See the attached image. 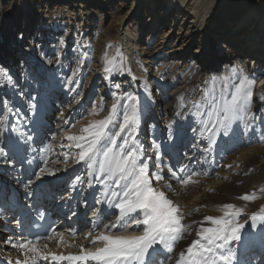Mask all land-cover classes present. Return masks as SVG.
Listing matches in <instances>:
<instances>
[{
    "label": "bare ground",
    "instance_id": "1",
    "mask_svg": "<svg viewBox=\"0 0 264 264\" xmlns=\"http://www.w3.org/2000/svg\"><path fill=\"white\" fill-rule=\"evenodd\" d=\"M66 1L69 4L72 0ZM190 1L192 5L196 4L194 13L186 22L190 31L183 32L178 28L179 19L176 20L174 17L178 9L183 8L181 0H133L131 9L136 5L135 11L131 12L130 9L122 20L130 14L126 18L130 21L141 2L150 13L152 10L155 12L157 6H161V11H164L162 15L153 14L154 17L152 16L148 23L147 37L143 41L135 35L137 25L131 27L127 20L121 25L123 57L118 80L123 84L122 86L130 87L129 83L133 86L138 84L141 96L137 99V105L141 118L136 129L129 128L120 133L116 138L117 145H123L124 139H127L126 148L138 149L139 139L145 142L143 147L145 151L138 150V162L147 164L151 162L150 172H155L156 164H160L165 181L170 183L172 188H164V181L159 184L154 182V186L165 191L167 197L180 206L185 217L182 223L187 228L184 239L175 244L174 251L165 254L171 259L166 260L164 264H174L179 253L185 250L192 240L198 238L195 235L198 229L201 226L211 227V223L204 218L223 215L224 204L231 203L244 210V214L239 217L240 223L249 220L250 215L258 211L257 208H255L257 211L253 210L254 212L248 210L254 200L245 201L239 197L253 193L257 188L259 182L250 183L247 180L249 177L250 180H256L264 174V84H262L264 82V61H262L264 60V2L231 0V4L235 6L232 10L230 8L228 11H223L222 7L229 4L227 0ZM199 2L201 5L198 7ZM27 7L26 1L23 8L27 9ZM8 9L9 6L0 5V33L3 32L10 18ZM68 13L69 11L66 14ZM216 14L221 18L225 17V20H231V24L221 25L217 18L211 26H208ZM26 16L24 31L33 17L31 12H27ZM250 19L258 20V26L246 30L245 28L250 26L247 25ZM181 21H184V17ZM8 26L11 28V25ZM207 28L212 29L213 35L217 37L216 41L219 42L221 49L220 57L213 48L212 37L202 33L208 30ZM176 29H178L177 40L174 39ZM193 30L194 34L191 35ZM27 34H29L28 29ZM197 36L201 37L200 43L194 49L193 44ZM136 37L141 40V44L144 42L139 50H136L139 42H135ZM2 38L3 34L0 35V63L3 65L0 71L7 75H0V147H3L6 153L0 156V213L3 214L2 209L6 207L5 213L8 215L6 218H13L12 206L15 204L43 208L47 203H51L59 207L57 212L66 216L68 222L71 219V224L65 230L64 241L58 243V237H55L47 243V248L41 246V250L45 254H79V245H84L86 248L93 247L89 240L83 238V234L89 231L95 234L102 230L96 227L92 211L105 210L108 213L105 223L115 219L114 214H118V210L108 208L107 201L112 199L111 192H119L120 188L99 173L97 163L93 162L92 168H89L85 162L75 163L73 158L80 149L76 147L77 141L66 138L70 133L65 130V123L68 120L64 117L65 113L63 115L60 113L56 121L55 118H50L59 108L70 107L69 104H65L67 100L63 99V96L67 97L66 87L59 90L60 84L57 83L62 80V75H68L71 71L66 72L64 67L61 68V63L56 62L59 73L57 74L56 71L54 78L57 79L52 80L53 71L50 69L46 72L44 67L47 66V62L44 61L43 66L41 63L43 60L38 59L34 54L35 48H32L34 50L32 57H27V54L22 55V58L26 57V67H31L34 74L19 71L16 67L17 59L14 58L17 53L9 49L15 38L12 41L6 38L4 42ZM252 47L255 51H251ZM150 48L153 50L152 56L147 57L145 54ZM249 52L259 55H250ZM136 53H139L141 63L151 66L155 74L147 75L140 69V64L135 66L133 57ZM161 59L167 66L173 63L172 70L167 76L160 73L163 68L158 67L159 64L154 65ZM233 68L237 69L236 75L231 73ZM255 69L256 72L253 71ZM240 70L249 77H255L256 82L261 81V85L253 90L257 95L253 94L251 97V109L247 114L241 113L240 119L232 123L228 135L223 134L224 128L219 124L213 127L209 123L206 129L204 122L208 120L207 114L214 107V103H208V100L212 99L208 93L213 89V80H215L216 99H220V89L223 88L221 78L229 77L225 96L230 99L234 90L232 85L239 83ZM19 72L21 75L18 74ZM168 78L177 80L178 84L172 87ZM117 92L121 96L118 100L116 96L114 101L118 103V109L105 129V138L102 141V144L108 147H111L108 137L120 131L118 125L123 122L125 109L131 103L126 98V89ZM205 96L207 100L199 109L204 115H200L194 107V102L201 101ZM181 97H183V106H181ZM110 109L111 107L106 116ZM147 110L157 112L152 114L150 125L144 126L142 122ZM184 110L186 112L182 113ZM169 122H172L171 138H169ZM157 125L165 128L164 131L167 130L162 141L157 140L158 133H161L160 130L158 132ZM253 129L256 130L254 133L251 131ZM77 132H74L73 136L87 135L83 131ZM255 133L259 140L254 138ZM153 141L160 145L158 152L152 148ZM79 143L85 144V141ZM101 158V155L97 154L95 160ZM44 168L54 174L41 175L40 170ZM182 168L183 172L180 171ZM169 169L175 172L178 178L186 179L191 176L194 183L184 185L180 179H173ZM105 191L108 192L107 196L103 195ZM95 194L98 196L97 200L104 203L98 204L97 200L94 201ZM256 197L255 200L259 198ZM87 199L88 201L85 202ZM70 200H72L71 205ZM196 209L198 211H195ZM84 212L88 214L81 218ZM13 221L12 224L10 223L11 226H16L17 221ZM250 224L249 220L242 230L244 234L242 245L236 244L235 249L241 264H264V230H262L264 224L258 221L255 229H252ZM1 229L5 230L0 222ZM77 229H81L82 233L77 238H73L70 232H76ZM110 231L116 232L117 229ZM4 232L11 233L9 230ZM7 239V235H0V243L3 246L0 248V253L19 256L20 249L13 247L17 241H7ZM92 262L87 261L86 264ZM37 264H74V262L52 261L49 258L46 261L38 259ZM75 264H85V262H75Z\"/></svg>",
    "mask_w": 264,
    "mask_h": 264
},
{
    "label": "snow or ice",
    "instance_id": "2",
    "mask_svg": "<svg viewBox=\"0 0 264 264\" xmlns=\"http://www.w3.org/2000/svg\"><path fill=\"white\" fill-rule=\"evenodd\" d=\"M105 71L110 72L111 68H106ZM231 73L236 75L237 69L233 68ZM0 75L6 76L7 74L0 71ZM8 79L10 80V77ZM228 80L227 76L221 78L223 88L220 89V99H216L215 80H213V89L208 93L212 99L208 100V103H214V107L207 114L208 120L204 122L206 129L209 123L213 127L219 124L224 128V135L229 134L232 123L240 119L241 113L249 112L256 83L255 77H249L243 73V70H240L239 83L232 85L234 90L229 99L225 96L229 86ZM115 87L120 88V85L116 84ZM126 98L131 103L125 109L123 122L118 125L120 131L108 137L111 147L102 144V141L105 138V129L117 112V102L111 105L107 116L89 123L82 129L87 134L86 136H66L68 140L77 141L76 147L80 149L76 157L73 158L75 163L85 162L89 168L93 167V162L97 163L99 173L113 181L117 188H120L119 192L112 191V199L107 201L108 208L118 210V214H114L115 219L105 223L104 220L108 215L105 210L92 211L96 227L102 230L95 234L92 231L84 233L83 238L89 240L93 248L79 245V254L75 255L45 254L39 246V239L14 244L13 247L19 248L24 257L23 260L18 259L16 264H29V261L31 264H37L38 259L46 261L49 258L52 261H71L74 264L75 262H85L86 264L87 261H94L95 264H164L166 260L171 259L165 254L172 253L175 244L184 239L187 232V228L182 223L185 218L184 213L178 204L167 197L165 191L154 186V182L159 184L164 181V188H172V185L165 181L160 164H156L155 172H150L147 163L138 162V149L125 147L128 145L127 139H124L123 145H117L116 138L120 136V133L129 128L136 129L141 118L137 97L128 94ZM205 100H207V96L199 102H194V107L200 115H204L199 112V109ZM180 101L183 106V97L180 98ZM94 114L98 113L94 110ZM171 128L172 122H169V138L173 134ZM79 141H85V144H81ZM152 148L158 152L160 145L153 141ZM97 154L102 157L98 161L95 160ZM4 155H6L5 150L0 147V156ZM180 171L183 172L184 169L182 168ZM40 172L41 175L54 174L47 168L41 169ZM169 172L173 179H180L184 185L194 183L191 176L186 179L178 178L171 169ZM39 178L38 176L37 179ZM103 195L107 196L108 192L105 191ZM256 198L255 193H246L239 197L245 201H252ZM97 203L102 204L104 201L97 200ZM222 208L223 215L204 218L211 223V227L201 226L195 233L198 238L192 240L191 244L179 253L174 264H241L235 245H242L244 235L242 230L249 220L252 229L257 227L258 221L264 224V206L252 213L249 220L244 223L239 222V217L244 214L242 208L231 203L224 204ZM110 229H117V231L112 232ZM129 229H133V231H129ZM71 235L76 238V232L73 231ZM55 236L58 237V243L64 241L63 232L55 233ZM46 238L51 240L53 237ZM97 244L100 246H96ZM42 247L47 248L48 245L44 244Z\"/></svg>",
    "mask_w": 264,
    "mask_h": 264
},
{
    "label": "rangeland",
    "instance_id": "3",
    "mask_svg": "<svg viewBox=\"0 0 264 264\" xmlns=\"http://www.w3.org/2000/svg\"><path fill=\"white\" fill-rule=\"evenodd\" d=\"M26 1L28 6L27 9L23 8L24 2ZM78 1L80 2L78 3ZM260 1L264 2V0ZM67 2L68 1L66 0H1L0 5L9 6L8 11L10 12V18L0 35L3 34V42L6 38L11 41L15 38V42L9 49L13 52L15 50V53H17V56L14 58L17 59L16 67L19 71H26V74L29 72L33 73L31 67H26V57L22 58V55L24 54H27V57H32V53H34L32 48H35V56H37L38 59L43 60L41 62L43 66V62H47V66L44 67L46 72L50 69L53 71L52 80L55 81L57 79L54 78L56 77L54 73L56 71L57 74L59 73L56 62H60L61 68H65L66 72L71 71L68 75H62V80H59L57 83L58 85L60 84L59 90L66 87L67 97L63 96V99L67 100L65 104H69L70 107L69 109L59 108L57 111L53 112L55 115L50 116V118H55L56 121L59 115H61L60 113H62V115L65 113L64 117L68 119V123H65V130L70 133L69 135H74V132L76 131L82 132V129L89 123L93 122V120H100L106 116L107 111L115 101L116 96L117 100L121 97L117 91L120 92L126 89L127 95L132 93L137 99L140 98L141 93L138 91V89H140L138 84L133 86L129 83L130 87L126 85L122 86L123 84L118 80L119 68L123 57L121 50V37L123 30L121 25L127 20L126 18H128L130 14L127 15L124 20H122V18L126 16L131 9L133 0H72L69 1V4H67ZM188 2L189 0H181L183 8H179L178 13L174 16L176 20L179 19L180 24L178 25V28H181L183 32H186L187 30L190 31V28H187L189 26L186 22L187 18L194 13V7H196V4L192 5L191 1L189 4ZM227 2L229 4L222 7L223 11H228L230 8L232 10V7L235 6L234 4H231V0H227ZM157 4H159V1ZM187 5L191 6L188 7ZM200 5L201 3L199 2L198 7ZM135 8L136 5L131 9V12L135 11ZM26 11L31 12L33 17L31 21L27 23L28 28L24 31L26 26L25 18L27 17ZM68 11L70 13H68L69 15L66 14ZM163 12L164 11H161V6H157L155 12L152 10L150 13L148 8H145L141 2L138 5L136 12L129 19L130 21H127L131 24V27L137 25L138 29L136 30L135 35L140 37L143 41V39L147 37L149 30L148 23L152 19V16L154 17L153 14H155V16L158 14L162 15ZM171 15L172 13L170 16ZM183 17L184 21H181L183 20ZM217 18H219V23L221 25L227 26L231 24V20H225V17H222V19L219 14H216L213 17L212 22L210 24L208 23V26H211ZM250 20L251 21L247 23V25L250 26L245 28L246 30H249L256 25L258 26V20ZM8 25H11V28ZM27 29L29 30V34H27ZM174 30L175 29L173 28V31ZM181 32L179 33V36ZM202 33L205 35L209 34V36L212 37L213 48L217 51V56L220 57L221 49L219 48V42L216 41V35L214 36L212 33V29H208ZM174 34V39L177 40L178 29H176ZM193 34L194 30L191 35ZM137 37L135 42L139 41ZM200 38V36L195 37L194 41L196 42L193 44L194 49L199 45ZM140 41L138 42L136 50L142 48L141 45L144 42L141 44ZM24 50H26V52H24ZM145 51L146 50H144V52ZM152 51L151 48L147 49L145 55L151 57ZM251 51H255L253 47ZM249 54L253 55L254 52H249ZM138 56L139 53H136L133 57L135 66L140 64V69L147 73V75L155 74L156 72H152L153 70L151 69V66H145L141 63V57ZM158 64V67L163 68L160 70V73L163 76H167L172 70L173 63H171V65L169 63L167 66L165 61L161 59L154 65ZM1 66L3 65L0 63V67ZM106 68H111V71H105ZM257 69L253 71L256 72ZM259 69L263 68L259 67ZM18 74L21 75L20 72ZM37 80L38 78L36 81ZM167 80L170 81L172 87L178 84V81L175 79L168 78ZM116 84H119L120 88H116ZM253 94L255 93L253 92ZM256 95L257 94H255V96ZM20 99L22 100L21 97ZM128 102L130 103L129 100ZM94 110L98 114H94ZM155 112L157 111L154 110V112H152L147 110L146 116L142 122L144 126L146 124L150 125L152 114ZM185 112L186 110L182 113ZM188 112L189 111H187V113ZM151 123L153 125V122ZM143 125L142 128L144 129ZM158 128V132L160 130L161 133H158L157 140H161L163 139L162 137L164 136V133H167V130L164 131L163 129L165 128H161V126H158ZM251 131L254 133L256 130L253 129ZM253 136L259 140L256 133L253 134ZM144 145L145 142L142 141V139H139V152L140 150L145 151V148H143ZM148 165L150 169L152 163L150 162ZM247 180L250 183L259 182L257 188L253 192L259 198L252 201L253 203H251L248 208L249 211H255V208L259 210L264 206V191H261V189H264V174L256 180H250V177ZM97 198L98 196L95 194L94 201H96ZM80 199L82 200V197ZM8 219H11V217ZM10 223L12 224V220ZM11 224H8V226L10 227Z\"/></svg>",
    "mask_w": 264,
    "mask_h": 264
}]
</instances>
